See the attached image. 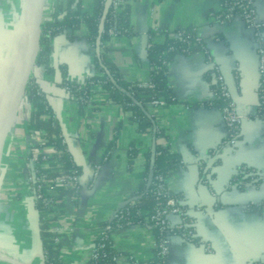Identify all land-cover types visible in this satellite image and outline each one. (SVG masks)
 Returning a JSON list of instances; mask_svg holds the SVG:
<instances>
[{
    "label": "crops",
    "instance_id": "obj_1",
    "mask_svg": "<svg viewBox=\"0 0 264 264\" xmlns=\"http://www.w3.org/2000/svg\"><path fill=\"white\" fill-rule=\"evenodd\" d=\"M55 1L46 0L45 15ZM253 2L264 24V0ZM81 6L90 13L93 0H81ZM128 6L131 35L107 43L109 59L124 81L148 79L147 36L155 30L172 33L193 28L210 55V62L202 53L173 56L167 79L176 102L160 111L148 108L165 132L167 140L162 143L179 160L180 167L166 185L180 196L178 205L193 221L197 239L186 243L170 236L167 264H264V121L255 117L258 57L251 29L240 19L224 25L212 21L220 0H130ZM5 17L0 4V92L15 47L13 23ZM76 34L70 38L62 33L53 39L52 72L44 67L36 80L80 170L78 199L65 201L64 212L49 226L60 238L63 264H88L100 227L138 192L154 144V137L141 134L120 105L106 102L81 109L60 86V66L71 81L83 83L96 74L98 52L84 38L83 29ZM215 68L232 89L244 117L233 143L227 142L220 110L210 106L216 97ZM19 115L12 141L8 143V134L0 152V251L13 260L0 264H44L42 254L33 249L30 225L35 208L27 186L29 105ZM240 169L254 177L241 188L235 184ZM5 181L16 191L11 186L12 191L6 192ZM168 218L172 223L180 221L179 215ZM111 241L119 252L118 264H152L155 234L150 226L121 227L112 232Z\"/></svg>",
    "mask_w": 264,
    "mask_h": 264
},
{
    "label": "trees",
    "instance_id": "obj_2",
    "mask_svg": "<svg viewBox=\"0 0 264 264\" xmlns=\"http://www.w3.org/2000/svg\"><path fill=\"white\" fill-rule=\"evenodd\" d=\"M222 1L220 0V2ZM128 5L129 2L117 15L118 37L131 35ZM109 19L110 11L103 3V0H93V9L90 13L82 9L81 0H56L52 5L48 18L41 25L39 49L35 64L44 66L47 73L52 72L49 67V57L52 52L53 39L62 33L68 34L70 38H75L78 37L76 32L81 29L85 31L84 38L98 52L94 59L96 74L86 79L84 86L80 88L81 83L67 79L66 70L60 66L59 69L62 75L60 86L65 89L70 99L78 103L81 109L86 105L84 100H89L93 105L95 104L96 96L104 95L109 102L120 105L125 112L130 113L131 121L137 124L141 134H151L154 137L153 147L147 154L148 168L143 182L138 192L130 197V199H136L135 204L129 205L126 202L120 210L124 212V218H128L132 225L150 226L154 231L155 241H157L161 235L154 223L150 221V217L158 207H165L166 202L165 199L156 200L154 195L155 186L152 184L154 178L151 179V183H147L145 180L149 172L150 159L152 158L154 165L153 177L158 175L163 180H167L169 176L176 172L180 167V163L177 157L170 152V149L162 143L167 140V137L164 130L158 127L155 115L148 112L150 107L147 104L153 99H162L168 106L176 102L175 94L167 79L168 68L172 58L176 54L191 55L201 53L202 43L196 40V31L193 28L176 29L174 32L184 31V35L181 38H175L165 33L160 40L153 39V32H149L147 42L150 43V47L147 48V58L150 64V71L145 82L152 86H140L141 82L124 81L109 59L107 43L111 37L106 33L110 26ZM212 90L214 94H219L218 84L212 85ZM25 94L29 105L27 131L32 137L41 140L42 146L51 148L53 152L48 159L51 169L47 171V177L52 180L58 175L71 171H75L79 176L80 170L70 157L56 115L49 107L46 97L36 80H29ZM210 106L218 108L221 112L224 101L221 97L216 96L210 102ZM263 109L264 103L257 107V111H263ZM226 139L228 140V138ZM36 148L35 146H30L29 156L35 155L38 159H41L42 155L35 151ZM250 173L248 170L240 169L236 176V186L241 188L254 178ZM78 191L76 192L75 189H64L63 187L56 188V193L51 196L54 201L52 206L56 208L53 211L55 215H49L52 211L51 205L47 207L40 202L34 204L35 212L39 219L44 264H63L60 257V241L55 242L57 235L49 231V226L57 215L64 212L66 197H69L71 201H76L79 197ZM168 195L177 202L180 199L179 195L172 194L169 190ZM180 209H182L186 221L191 224L188 230L194 235L193 221L185 214L182 207ZM172 235L177 234L164 232L163 237L167 236L170 238ZM196 242L197 239L194 237V243ZM95 243H100V241L97 239ZM103 244L104 247L99 250L98 257L90 259L88 264H118L119 252L114 248L111 237L105 240ZM168 257H159L155 252L152 264H167Z\"/></svg>",
    "mask_w": 264,
    "mask_h": 264
},
{
    "label": "built area",
    "instance_id": "obj_3",
    "mask_svg": "<svg viewBox=\"0 0 264 264\" xmlns=\"http://www.w3.org/2000/svg\"><path fill=\"white\" fill-rule=\"evenodd\" d=\"M130 0H103V3L107 6L110 11L109 19V28L106 33L111 38H117V15L118 13L127 5ZM48 18V17H46ZM212 21L224 25L232 22L235 19H240L249 29H251L254 39L257 43V72H258V106H261L264 103V24L258 19L256 9L254 6L253 0H223L220 2L219 9L216 13L211 15ZM45 20V19H44ZM102 22V20H101ZM100 23V27H101ZM102 28V27H101ZM102 31V30H101ZM169 34L175 38H181L184 35V31L177 32H160L155 30L153 32V39L160 40L164 35ZM149 39V36H147ZM196 40L202 43V54L210 62L209 49L204 39L196 32ZM150 47V43L147 42V48ZM44 69V66L35 67L34 72L32 71L31 77L29 80H37L40 77L41 71ZM217 84L219 88V94H214L219 96L224 101V106L221 110L222 121L227 131V142L233 143L236 140L239 127L244 121V117L238 115L237 106L231 98L228 87L223 79V77L218 73L217 69ZM84 86V82L81 83L80 88ZM140 86L151 87L152 85L148 84L145 81L140 83ZM97 90V88H95ZM75 101V100H74ZM76 102V101H75ZM86 103L85 107L92 105L89 100H84ZM109 102V100L104 95L96 96L94 101L95 106H99L103 103ZM78 104V103H77ZM148 107L153 108L157 111H160L168 105L162 99H153L148 102ZM255 117L259 120L264 121V109L263 111H257ZM157 118V117H156ZM159 127V126H158ZM162 129L161 127H159ZM31 145L37 147L36 152L42 155L41 159H38L35 155L32 157L27 154L29 175L27 186L31 194L33 205L35 203H42L44 206L49 207L51 205L52 211L49 215H55V207L52 195L56 193L57 187H63L64 189H75L77 192L79 185V176L75 171H71L66 174L58 175L55 179H49L47 177V171L51 169V166L48 162L49 157L52 155V149L48 148V152L43 151L45 146H42V141L38 138L31 137ZM65 142V140H64ZM152 158L150 159L149 172L145 180L147 183H151V179L154 178L152 184L155 186L154 195L156 200L165 199V207H158L155 213L150 217V221L154 223V226L158 229L159 234L161 235L157 241L154 243V248L156 255L162 258L168 257L170 254L169 238L163 237L164 232L171 234H177L184 242L194 243V235L191 233L188 228L191 227L190 222H187L182 209H180L178 202L173 198H170L168 195V189L166 185L167 180H163L160 176L156 175L153 177V162ZM100 166L95 167V176L98 174ZM79 192V191H78ZM70 200L69 197H66L65 201ZM136 199H128L127 203L129 205H134ZM160 204V203H159ZM169 215H179L180 221L178 223H172L169 220ZM125 224H123V222ZM124 225H132L131 221L128 218H124V212L120 209L116 210L105 224L100 227V233L98 235V240L100 243H94L90 259H96L98 257L99 250L104 247L103 242L108 240L111 237L112 232L115 230L124 227ZM60 238L55 237V242H59ZM208 250V248H207ZM43 256V253H42ZM132 264H138L137 262H132ZM260 264V263H255Z\"/></svg>",
    "mask_w": 264,
    "mask_h": 264
},
{
    "label": "water",
    "instance_id": "obj_4",
    "mask_svg": "<svg viewBox=\"0 0 264 264\" xmlns=\"http://www.w3.org/2000/svg\"><path fill=\"white\" fill-rule=\"evenodd\" d=\"M45 3L46 0H33L30 15L24 26V36L21 45L20 61L24 62V60L26 59L29 51L31 50V45L34 39L36 40L37 48L35 50V53L29 58L26 65L17 72L14 82L8 90V94L6 97V109L1 117L5 122L0 135V152L8 133L10 132L9 123L16 112L19 100L26 92V88L31 77L32 71L34 72L36 67L35 60L39 49L41 25L45 19ZM226 85L228 87L231 98L234 101V93L227 83ZM234 103L237 106V103L235 101ZM237 113L238 115L243 116V113L241 110H239V108L237 110ZM30 225L33 249L38 253L42 254V240L40 234L39 219L36 212L33 217H31Z\"/></svg>",
    "mask_w": 264,
    "mask_h": 264
},
{
    "label": "rangeland",
    "instance_id": "obj_5",
    "mask_svg": "<svg viewBox=\"0 0 264 264\" xmlns=\"http://www.w3.org/2000/svg\"><path fill=\"white\" fill-rule=\"evenodd\" d=\"M0 4H2L3 12L6 15V17H5L6 20L8 19L13 23L12 29H13V33L15 36V47H14L13 52L15 53L16 48H17V44H18V41L20 38V34H21L23 27H24V24L26 22L25 16H26L27 9H28V0H0ZM46 17H48V15H45V19H46ZM14 53L11 55L12 57L10 60V65H11V61L13 59ZM10 65H9V67H10ZM7 72H9V69ZM7 75H8V73H7ZM7 75H6V78H7ZM2 90L0 92V102H1L2 92H3ZM27 105H28V102L26 99V94H24L22 97V100L19 104L18 111H17V114L14 118V121H13L12 125L10 126V132L8 133L9 136L7 137L8 143H10L12 141L13 136L11 135V133H13L14 130L16 131V129H17L16 125L19 124L18 122H20V120H21V116L19 115V113L22 111V109L25 111V107H27ZM2 186L6 192L12 191V189H10L12 184L9 181H5V184L3 182ZM13 186H14V190L16 191V189H15L16 186L15 185H13ZM13 186H12V188H13ZM19 186L20 185H18L17 188ZM20 190H22V189H20ZM7 260L13 261L10 257L8 258L7 255L5 253H3V251H0V262H6Z\"/></svg>",
    "mask_w": 264,
    "mask_h": 264
},
{
    "label": "bare ground",
    "instance_id": "obj_6",
    "mask_svg": "<svg viewBox=\"0 0 264 264\" xmlns=\"http://www.w3.org/2000/svg\"><path fill=\"white\" fill-rule=\"evenodd\" d=\"M32 3H33V0H28V9H27V13H26V16H25L26 22L28 20V17L30 15V12H31V9H32ZM26 22H25V24H26ZM25 24H24V26H25ZM23 36H24V27H23V30H22V32L20 34V38H19V41H18V44H17V48H16V51H15V53L13 55V59L11 61V65L9 67V72H8V75H7V78H6V82H5V85H4V88H3V92H2L1 103H0V135H1V131H2V128H3L4 122H5L3 120V118H1V117H2V114L4 113V111L6 109V97H7V94H8V90L10 89L11 85L14 82V79H15V76H16L17 72L19 70H21L26 65V63L28 62L29 58L31 57V55H33L35 53V50L37 48L36 47V40L34 39L33 42H32V45H31V50L29 51L26 59L24 60V62L20 61L21 60V45H22ZM22 97L19 100L16 112L13 115V117H12L10 123H9V129H10V126L12 125V123L14 121V118H15L16 114H17L18 107H19V104H20V102L22 100Z\"/></svg>",
    "mask_w": 264,
    "mask_h": 264
}]
</instances>
